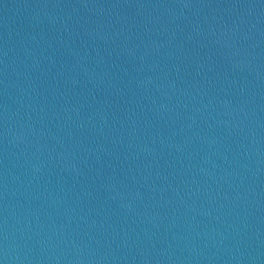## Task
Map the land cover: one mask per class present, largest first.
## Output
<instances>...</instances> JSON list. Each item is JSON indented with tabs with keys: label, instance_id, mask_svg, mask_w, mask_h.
<instances>
[{
	"label": "water",
	"instance_id": "1",
	"mask_svg": "<svg viewBox=\"0 0 264 264\" xmlns=\"http://www.w3.org/2000/svg\"><path fill=\"white\" fill-rule=\"evenodd\" d=\"M0 264H264V51L0 0Z\"/></svg>",
	"mask_w": 264,
	"mask_h": 264
}]
</instances>
